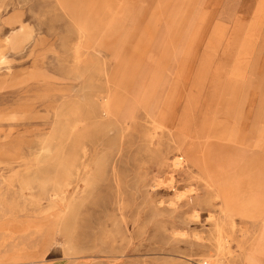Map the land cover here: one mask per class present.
Segmentation results:
<instances>
[{
	"label": "rangeland",
	"instance_id": "rangeland-1",
	"mask_svg": "<svg viewBox=\"0 0 264 264\" xmlns=\"http://www.w3.org/2000/svg\"><path fill=\"white\" fill-rule=\"evenodd\" d=\"M249 205L264 0H0V264H264Z\"/></svg>",
	"mask_w": 264,
	"mask_h": 264
},
{
	"label": "bare ground",
	"instance_id": "bare-ground-1",
	"mask_svg": "<svg viewBox=\"0 0 264 264\" xmlns=\"http://www.w3.org/2000/svg\"><path fill=\"white\" fill-rule=\"evenodd\" d=\"M183 161V158L181 157H177L174 162H173V166L174 168H182V162ZM207 185V189L210 193H215L217 194L218 196L217 197H222L224 198V203L228 204V200L226 198V195L224 194L225 193V189L223 185L221 188H219V190L216 188V186L213 184L212 181H210V179L207 181L206 183ZM223 189V190H222ZM264 214V210L263 209H260V207H257V206H251L249 205V207H247V209L244 211V215L247 216L248 218H251V219H256V220H259L262 218ZM243 223V222H242Z\"/></svg>",
	"mask_w": 264,
	"mask_h": 264
}]
</instances>
